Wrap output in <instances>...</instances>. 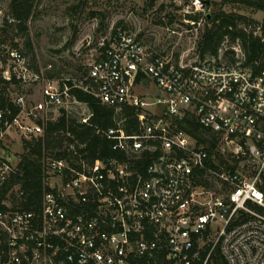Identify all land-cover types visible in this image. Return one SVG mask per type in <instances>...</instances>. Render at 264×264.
<instances>
[{
    "label": "built area",
    "instance_id": "obj_1",
    "mask_svg": "<svg viewBox=\"0 0 264 264\" xmlns=\"http://www.w3.org/2000/svg\"><path fill=\"white\" fill-rule=\"evenodd\" d=\"M205 6L186 3L187 22L207 21ZM18 21L0 5L1 75L24 83L38 74L2 35ZM236 28L260 44L250 61L240 38L229 43L227 35L216 56L192 60L152 49L123 28L102 40L100 56L72 83L88 90L90 80L89 90L114 109V124L95 132L115 153L93 157L86 141L68 133L66 155H44L40 212L0 210V264H264V15L245 17ZM138 76L161 90L153 102L135 93ZM70 87L47 79L34 108L71 112V103L82 104L78 120L90 124L93 112ZM26 98L22 91L14 97L21 110L6 129L18 125L25 137L39 136L38 119L19 121ZM123 105L138 111L134 129L125 128ZM182 116L195 119L214 145L181 128ZM18 162L0 153V189Z\"/></svg>",
    "mask_w": 264,
    "mask_h": 264
},
{
    "label": "rangeland",
    "instance_id": "obj_2",
    "mask_svg": "<svg viewBox=\"0 0 264 264\" xmlns=\"http://www.w3.org/2000/svg\"><path fill=\"white\" fill-rule=\"evenodd\" d=\"M191 0H37L33 14L26 21V31L21 33L13 25L2 34L11 40L25 56L30 68L38 74L37 80L20 83L14 89L26 95V108L20 114L21 124L33 122L47 115L56 118L60 111L53 106L34 108L42 98V86L47 79L65 82L77 81L86 75L90 64L100 56V42L118 28L135 33L152 49L172 50L178 56L194 59L197 42L207 24L202 21L192 25L183 14V6ZM209 12L223 10L245 17L259 18L264 13L239 1L203 0ZM10 0H0L6 10ZM196 27V29L194 28ZM29 42L30 46L27 45ZM206 57H209L207 55ZM139 97L153 102L161 90L148 77H143L134 87ZM154 111L158 105L148 106ZM87 107L71 103L67 110L81 117ZM23 130L18 125L9 126L1 136L0 153L18 157L22 152ZM9 202V201H7ZM10 203V202H9Z\"/></svg>",
    "mask_w": 264,
    "mask_h": 264
},
{
    "label": "trees",
    "instance_id": "obj_3",
    "mask_svg": "<svg viewBox=\"0 0 264 264\" xmlns=\"http://www.w3.org/2000/svg\"><path fill=\"white\" fill-rule=\"evenodd\" d=\"M225 1H239L257 9H264V0H222V2ZM36 4L37 0H10L9 9L15 18L19 20L16 26H18L21 33H25L26 21L33 14ZM189 17L197 18L198 14ZM240 20H242V16L237 13H226L223 10L210 12L207 17V24L209 23V25L205 27L197 42L198 56L202 59L207 55L216 56L224 36L227 35L229 43L233 42L236 37L240 38L242 49L247 54L248 61L257 57L261 50L260 44L256 39L236 28L237 22ZM10 44L16 45L12 40ZM27 45L30 46L29 42H27ZM80 79H76L77 82ZM139 79L140 76L136 78V82ZM67 82L71 85V94L78 100L87 103L93 112L90 124L81 123L77 115L66 112L64 109H61L59 115L54 119H38L37 122L43 126V133L39 136L22 138V152L18 155L17 172L0 189V210H32L36 214L40 212L43 193L47 188L48 181L42 157L47 153L59 157L66 155L65 143L71 139L69 135L81 141H86V149L93 157L97 156L98 151L102 155L115 153V151L110 150L108 140L95 132L96 126L108 127L114 124L112 120V115L115 113L114 109L102 104L94 93L89 90L92 89L90 80L84 81V84L88 85V90L80 86H74L69 79ZM19 84L16 79H4L0 71V110L3 111L0 121V143L1 133L6 130L7 125L13 122L21 110L20 106L14 101V89L12 88V86L14 88L19 87ZM122 107L121 113L127 116L125 128L127 130L134 129L138 121V111L129 105H123ZM176 121L181 128L196 137L200 143L208 142L209 146L214 145L213 138L200 128L195 119L182 116L177 117ZM219 160L223 164L228 163L223 156ZM261 188L264 190V176H262Z\"/></svg>",
    "mask_w": 264,
    "mask_h": 264
},
{
    "label": "crops",
    "instance_id": "obj_4",
    "mask_svg": "<svg viewBox=\"0 0 264 264\" xmlns=\"http://www.w3.org/2000/svg\"><path fill=\"white\" fill-rule=\"evenodd\" d=\"M141 79V78H140ZM140 81V80H139Z\"/></svg>",
    "mask_w": 264,
    "mask_h": 264
}]
</instances>
